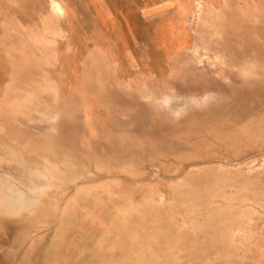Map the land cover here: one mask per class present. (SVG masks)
Here are the masks:
<instances>
[{"label":"rangeland","instance_id":"1","mask_svg":"<svg viewBox=\"0 0 264 264\" xmlns=\"http://www.w3.org/2000/svg\"><path fill=\"white\" fill-rule=\"evenodd\" d=\"M53 1L0 0V264H264V0Z\"/></svg>","mask_w":264,"mask_h":264},{"label":"bare ground","instance_id":"2","mask_svg":"<svg viewBox=\"0 0 264 264\" xmlns=\"http://www.w3.org/2000/svg\"><path fill=\"white\" fill-rule=\"evenodd\" d=\"M52 6H53V8H54L56 11H58V12H63V11H64V8L62 7L61 3H60L59 1H57V0H54V1H53ZM35 172H36V173H40V172H38V171H35ZM33 173H34V171H33ZM35 175H36V174H35ZM36 177H37V176H36ZM43 179H44V178H43ZM36 181H38L37 178H34V177H33V178L31 179V183H32V185H34V183H35ZM29 183H30V182H29ZM31 183H30V184H31ZM44 183H45V182H44ZM9 184H10V183H9ZM38 185H39V184H38ZM40 186H41V185H40ZM40 188H42V187H40ZM2 191H3V190H2ZM9 191H10V190H9ZM16 191H17V190H16ZM16 191H15V192H16ZM40 191H43V190L40 189ZM12 192H13V191H12ZM23 193H24V192H23ZM20 194H21V193H20ZM20 194H19V195H20ZM21 195H23V194H21ZM19 197H21V198H25V197H22V196H19ZM12 202H13V201H12ZM23 204H26V203H24L23 201H20V202H19V205H20V206H22Z\"/></svg>","mask_w":264,"mask_h":264}]
</instances>
